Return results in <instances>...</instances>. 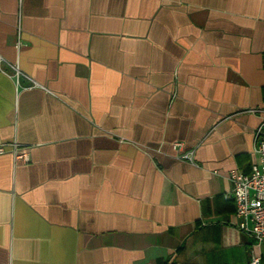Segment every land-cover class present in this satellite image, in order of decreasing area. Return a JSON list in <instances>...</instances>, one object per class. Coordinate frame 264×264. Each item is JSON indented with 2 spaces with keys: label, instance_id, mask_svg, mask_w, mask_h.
<instances>
[{
  "label": "crops",
  "instance_id": "1",
  "mask_svg": "<svg viewBox=\"0 0 264 264\" xmlns=\"http://www.w3.org/2000/svg\"><path fill=\"white\" fill-rule=\"evenodd\" d=\"M258 128L264 0H0V264H264Z\"/></svg>",
  "mask_w": 264,
  "mask_h": 264
},
{
  "label": "built area",
  "instance_id": "2",
  "mask_svg": "<svg viewBox=\"0 0 264 264\" xmlns=\"http://www.w3.org/2000/svg\"><path fill=\"white\" fill-rule=\"evenodd\" d=\"M254 151L258 162L248 172L232 169L228 176L232 183L231 196L235 205L237 227L256 243H264V133L258 128L255 133ZM174 146L182 149L181 142ZM10 151L15 160L28 161L26 152L16 143L0 144V154ZM182 158L192 160L193 150L182 152ZM247 264H261L260 257L253 256Z\"/></svg>",
  "mask_w": 264,
  "mask_h": 264
}]
</instances>
